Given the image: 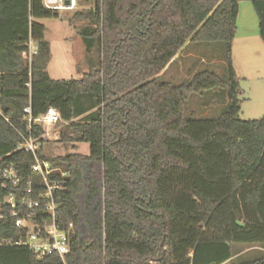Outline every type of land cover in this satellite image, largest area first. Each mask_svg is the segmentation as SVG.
I'll use <instances>...</instances> for the list:
<instances>
[{"label": "trees", "instance_id": "1", "mask_svg": "<svg viewBox=\"0 0 264 264\" xmlns=\"http://www.w3.org/2000/svg\"><path fill=\"white\" fill-rule=\"evenodd\" d=\"M243 1L264 42V0H79L70 23H89L80 36L97 60L79 80H54L41 20L60 14L43 0H0V203L45 190L21 148L30 136L46 143L40 126L30 133L27 107L34 118L60 113L59 143L90 146L89 155L38 152L60 170L49 182L59 226H74L70 253L40 260L28 247H0V264H264V118H239L232 62ZM31 41L37 54L25 67ZM217 42L226 44L227 80L205 71L181 85L160 81L190 43ZM214 89L227 91L224 113L186 117L191 97ZM10 168L16 183L4 177ZM4 213L0 239L21 240ZM239 246L260 250L248 258Z\"/></svg>", "mask_w": 264, "mask_h": 264}, {"label": "rangeland", "instance_id": "2", "mask_svg": "<svg viewBox=\"0 0 264 264\" xmlns=\"http://www.w3.org/2000/svg\"><path fill=\"white\" fill-rule=\"evenodd\" d=\"M84 6L83 8H89ZM73 13L62 12L58 19H44L45 39L51 45L52 59L48 73L54 80H79L90 70L89 60H97V52L88 54L80 36V31L89 23L75 22L71 26ZM225 43H190L162 75L161 82L181 85L196 73L210 71L223 80L229 77ZM233 68L239 80V118L244 121L264 118V42L259 36V19L250 1L239 4L236 38L232 46ZM227 91L214 89L201 95H194L186 107V117L193 119L218 118L225 109ZM82 102L85 104L86 99ZM81 102V103H82ZM87 106V103H86ZM93 111L80 116L77 121L86 119ZM62 125L56 132H60ZM50 137V138H49ZM46 137L43 145L45 157H59L71 153L89 155L88 144L63 145L52 136ZM240 254L251 257L259 247L239 246ZM230 264V263H229Z\"/></svg>", "mask_w": 264, "mask_h": 264}, {"label": "built area", "instance_id": "3", "mask_svg": "<svg viewBox=\"0 0 264 264\" xmlns=\"http://www.w3.org/2000/svg\"><path fill=\"white\" fill-rule=\"evenodd\" d=\"M43 5L47 10L59 14L62 12L74 13L79 9V0H43ZM36 54L37 48L31 41L29 51L24 53V59L31 63L33 56ZM24 113L26 114L25 121L28 123L30 133L35 126H40L45 132L44 141L49 136H52L55 140L60 138V132L55 133V130L62 123V119L56 109L50 108L38 118L33 117L31 107H27ZM21 148L34 155L36 163L33 171L41 174L45 190L37 192L35 186H30L21 197L12 194L0 203V220L5 218L6 213L4 212L7 209V214L12 218H16V227L25 233V236L19 241L0 239V247L24 246L32 250L40 260L55 255L64 260L71 250L70 233L74 226L70 224L67 230H62L59 226L58 205L54 197L57 186L54 187L49 182V176L60 172V170L54 169L50 162L41 160L38 157V152L43 149L40 140L30 136L25 139ZM14 171L15 168L5 170L4 177L16 183L17 177Z\"/></svg>", "mask_w": 264, "mask_h": 264}, {"label": "crops", "instance_id": "4", "mask_svg": "<svg viewBox=\"0 0 264 264\" xmlns=\"http://www.w3.org/2000/svg\"><path fill=\"white\" fill-rule=\"evenodd\" d=\"M225 101H226V103H225V106L228 104V102H229V99H228V94H226V98H225ZM230 262H228V263H225V264H229ZM231 264V263H230Z\"/></svg>", "mask_w": 264, "mask_h": 264}, {"label": "water", "instance_id": "5", "mask_svg": "<svg viewBox=\"0 0 264 264\" xmlns=\"http://www.w3.org/2000/svg\"><path fill=\"white\" fill-rule=\"evenodd\" d=\"M23 63H24V65H25V67H28V66H29V62H28V60L24 59Z\"/></svg>", "mask_w": 264, "mask_h": 264}]
</instances>
